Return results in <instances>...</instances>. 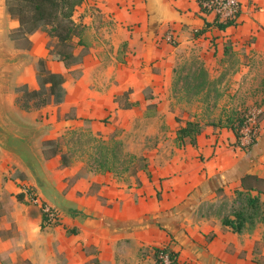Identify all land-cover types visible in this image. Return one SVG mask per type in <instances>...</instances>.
Here are the masks:
<instances>
[{
	"label": "crops",
	"instance_id": "0c3cea01",
	"mask_svg": "<svg viewBox=\"0 0 264 264\" xmlns=\"http://www.w3.org/2000/svg\"><path fill=\"white\" fill-rule=\"evenodd\" d=\"M239 2V23L219 29L206 27L198 0H84L74 16L86 27L75 38V53H86L70 68L50 58L47 33L30 36V62L17 74L19 85L39 88L33 63L42 58L66 76L62 102L17 115L42 139L87 126L106 140L147 134L159 140L142 152L148 168L128 179L85 170L84 161L80 175L77 165H61L60 154L45 157L69 211L42 227L40 203L16 199L10 219L1 216L0 264H158L154 247L164 246L178 253L180 264H264V246L257 247L264 220H246L240 231L224 223L235 218L240 191L259 196L264 211V96L255 137L253 123L240 138L230 128L204 124L195 144L177 140L178 128L194 118L177 104L173 88L183 59L197 55L214 74L235 60L234 80L241 82L264 58V0ZM206 17L212 23L216 13Z\"/></svg>",
	"mask_w": 264,
	"mask_h": 264
},
{
	"label": "rangeland",
	"instance_id": "374dc122",
	"mask_svg": "<svg viewBox=\"0 0 264 264\" xmlns=\"http://www.w3.org/2000/svg\"><path fill=\"white\" fill-rule=\"evenodd\" d=\"M18 26L19 22L17 18L11 16L8 12L7 0H0V43L8 53L20 55L21 59H23L22 64L20 63L19 66L11 71L10 94L13 114L21 123L25 124L17 116L19 110H22L19 106V98L23 96L25 88L19 84L23 83V77L18 82L16 81V77L23 64L25 65L27 61L30 62L29 51L32 47L30 36L35 32L32 34L19 32ZM49 44H54L50 38L47 41V48ZM204 63L205 61L196 55L186 57L179 64L175 73V85L173 86L177 104L188 109L193 114V119L199 120L205 125H211L210 123L213 121L227 124L229 118L237 119L238 117L240 120H243L242 125L244 127L251 126L252 123L255 125L254 120L261 116L258 108L261 106V100L264 96L262 88L264 58L257 59L252 68L243 75L241 82H235L234 80L238 72L236 64H234L235 60L231 61L230 59L228 63H225L223 69L215 74L209 72L205 68ZM33 64V69L38 73L39 62L37 61ZM47 68L49 69L48 65ZM202 68L208 71V76L204 75ZM238 83L240 84L237 85ZM19 91L21 92V96H19ZM235 122L236 124H240L239 120ZM26 126L39 134L40 131L38 129L32 128L27 124ZM77 130L78 134L76 135H71L68 132L69 130H66L58 138H62L65 135V138L62 139L63 149L70 154L72 161L70 166L77 165L79 167L78 173L81 175L83 174V161L85 162L84 169L90 168L88 160L91 161L90 155L95 150L88 151V146H83V141L86 142L91 135L89 127L83 128L82 126ZM38 137L36 142L37 149L41 156L47 157L49 153L44 144V140L46 139H42V135H38ZM158 140V134H147L135 137L130 136L124 142H126L125 146L128 151L140 156L143 155L144 149L152 147ZM133 148L135 149L132 150ZM124 151L125 153L128 152ZM122 167L119 166V169ZM78 173L77 175H79ZM29 176V171L24 164L19 163L16 159H11L0 149V221L2 215L6 216L8 220L10 219L9 215L14 209L13 204L16 202V199L19 203L26 205L39 204V202L34 200L36 190L33 184H31ZM128 176L129 172L120 174L121 179H128ZM18 193H24L22 200L17 197ZM76 210L72 211L76 212ZM250 227H252L251 223ZM258 245L259 249L263 248L264 240ZM20 264H31V262L25 261Z\"/></svg>",
	"mask_w": 264,
	"mask_h": 264
},
{
	"label": "trees",
	"instance_id": "16d2710c",
	"mask_svg": "<svg viewBox=\"0 0 264 264\" xmlns=\"http://www.w3.org/2000/svg\"><path fill=\"white\" fill-rule=\"evenodd\" d=\"M200 11L205 18L206 27L214 25L216 28L225 29L228 26L237 25L241 10L239 9L234 16L221 18L220 14H216L214 22L207 21V15L213 12V9L205 5L209 0H198ZM84 0H7V9L11 16L16 17L19 26L18 31L25 34H32L37 30H42L54 44H49V56L53 60L61 61L67 68L81 63L86 51L79 54L75 53V38L81 37L86 27L75 19V12L82 5ZM203 29V31H205ZM39 70L37 80L38 89H28L25 87L24 94L19 98V106L25 110L32 107L40 108L50 103H60L65 96L64 83L66 76L61 72H54L47 68V59L42 58L39 61ZM205 76L208 71L202 68ZM177 72V70H176ZM262 88L264 92V77L262 80ZM239 120L240 124H236ZM211 125L227 127L232 129L238 138L241 137L244 128L243 120L229 118L227 124L222 122H211ZM203 125L199 120H188L185 125L180 126L177 130V140L180 144L189 139L193 144L196 143L197 137L203 130ZM71 135L78 134L77 129L68 131ZM68 134V133H67ZM90 138L83 141V146H88V151L95 150L90 156V168L96 171L113 172L116 175L129 172V176L137 175L140 170L148 168V160L144 155H135L128 151L122 139L111 137L106 140L99 134L90 133ZM62 138H53L44 140L46 150L49 153L47 158L61 155V165L68 166L72 163L70 154L63 149ZM255 140V139H254ZM80 142V141H79ZM125 148V149H124ZM128 151L125 153V151ZM130 152V153H129ZM119 166H123L119 169ZM257 182H262L258 176L248 175ZM244 183V182H243ZM240 195H244L234 214L235 218H225L224 223L233 227L235 231H240L246 220L254 221L255 217L264 220V211L262 210L260 197L253 196L250 190L246 192L240 191ZM38 195L35 193V196ZM19 199L24 198V193H18ZM43 213L42 227L58 224L51 222L48 216ZM169 252L172 264H178V253L168 246L154 247V257L156 263H160V254Z\"/></svg>",
	"mask_w": 264,
	"mask_h": 264
},
{
	"label": "water",
	"instance_id": "95a60500",
	"mask_svg": "<svg viewBox=\"0 0 264 264\" xmlns=\"http://www.w3.org/2000/svg\"><path fill=\"white\" fill-rule=\"evenodd\" d=\"M20 55L8 53L0 43V149L11 159L25 165L35 187L47 202L60 212L67 209L63 196L49 178L44 158L37 149L38 135L13 114L11 107V71L22 64ZM39 138V137H38ZM29 176V177H30Z\"/></svg>",
	"mask_w": 264,
	"mask_h": 264
},
{
	"label": "built area",
	"instance_id": "2783aa9c",
	"mask_svg": "<svg viewBox=\"0 0 264 264\" xmlns=\"http://www.w3.org/2000/svg\"><path fill=\"white\" fill-rule=\"evenodd\" d=\"M205 5L212 8L214 13L220 14L223 19L232 17L239 9L241 10L239 0H209ZM251 131L253 137L259 134V128L256 125L252 126ZM34 200L41 204L42 211L48 216L51 222L55 223L61 220V212L51 203L43 200L39 195H36ZM159 256L160 263L158 264H172L169 252H163ZM178 264H180L179 261Z\"/></svg>",
	"mask_w": 264,
	"mask_h": 264
}]
</instances>
